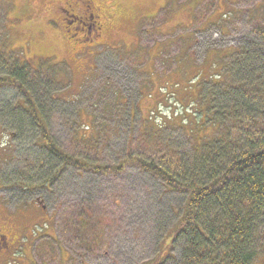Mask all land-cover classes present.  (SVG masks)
Instances as JSON below:
<instances>
[{"label": "rangeland", "instance_id": "rangeland-1", "mask_svg": "<svg viewBox=\"0 0 264 264\" xmlns=\"http://www.w3.org/2000/svg\"><path fill=\"white\" fill-rule=\"evenodd\" d=\"M92 1L107 32L68 72L70 0H0V78L23 89L0 86V264L159 262L186 197L136 164L181 165L215 130L199 88L264 46V0Z\"/></svg>", "mask_w": 264, "mask_h": 264}, {"label": "trees", "instance_id": "trees-1", "mask_svg": "<svg viewBox=\"0 0 264 264\" xmlns=\"http://www.w3.org/2000/svg\"><path fill=\"white\" fill-rule=\"evenodd\" d=\"M256 47L261 51H250L248 45L232 58L230 84H209L205 97V88H199L196 101L204 102L207 121L215 128L211 137L194 141L188 155L181 153L179 166L156 155L136 164L162 181L166 192L186 197L167 252L154 264H254L264 259V46ZM16 72L13 68L10 76L19 79ZM11 83L0 78L1 87ZM47 148L60 162L58 168L83 166L52 144ZM175 248L179 258L172 254Z\"/></svg>", "mask_w": 264, "mask_h": 264}, {"label": "flooded vegetation", "instance_id": "flooded-vegetation-1", "mask_svg": "<svg viewBox=\"0 0 264 264\" xmlns=\"http://www.w3.org/2000/svg\"><path fill=\"white\" fill-rule=\"evenodd\" d=\"M68 8L69 10L62 9L67 25L65 32L73 34L70 37L74 52L64 59V64L69 69L73 66L82 68L88 61L93 60L91 56L98 54V39L106 34L107 26L92 0H70ZM0 239L5 243L4 235L0 234ZM0 246L2 247L1 243Z\"/></svg>", "mask_w": 264, "mask_h": 264}, {"label": "crops", "instance_id": "crops-1", "mask_svg": "<svg viewBox=\"0 0 264 264\" xmlns=\"http://www.w3.org/2000/svg\"><path fill=\"white\" fill-rule=\"evenodd\" d=\"M198 78H199V77H197L196 79H198ZM172 89H174V88L172 87ZM190 89H191V88H185L184 91H185V92H189Z\"/></svg>", "mask_w": 264, "mask_h": 264}]
</instances>
